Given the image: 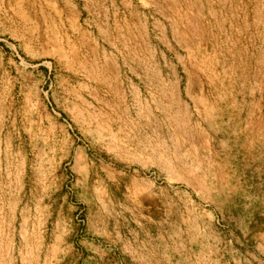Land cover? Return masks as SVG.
<instances>
[{
	"label": "rangeland",
	"instance_id": "obj_1",
	"mask_svg": "<svg viewBox=\"0 0 264 264\" xmlns=\"http://www.w3.org/2000/svg\"><path fill=\"white\" fill-rule=\"evenodd\" d=\"M0 264H264V0H0Z\"/></svg>",
	"mask_w": 264,
	"mask_h": 264
},
{
	"label": "bare ground",
	"instance_id": "obj_2",
	"mask_svg": "<svg viewBox=\"0 0 264 264\" xmlns=\"http://www.w3.org/2000/svg\"><path fill=\"white\" fill-rule=\"evenodd\" d=\"M194 18V17H192ZM195 20H198L195 18ZM215 104V103H214ZM203 105V115L207 121L213 122L216 124L217 127H220L216 122V118H219L220 113L222 112V108L219 105ZM215 119V120H214Z\"/></svg>",
	"mask_w": 264,
	"mask_h": 264
}]
</instances>
